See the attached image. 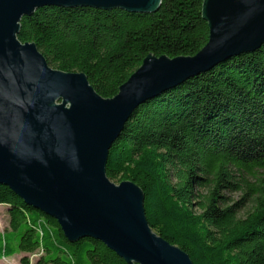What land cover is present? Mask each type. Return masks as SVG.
I'll return each mask as SVG.
<instances>
[{
    "label": "trees",
    "instance_id": "16d2710c",
    "mask_svg": "<svg viewBox=\"0 0 264 264\" xmlns=\"http://www.w3.org/2000/svg\"><path fill=\"white\" fill-rule=\"evenodd\" d=\"M202 3L161 0L149 13L42 6L21 17L17 38L112 98L147 55L204 47ZM106 175L140 187L152 230L193 264H264V44L139 104L109 148ZM236 191L241 200L230 204L223 193ZM0 204L9 228L0 259L23 253L20 264H31L38 251L36 264H127L98 240L68 241L54 219L1 184Z\"/></svg>",
    "mask_w": 264,
    "mask_h": 264
},
{
    "label": "water",
    "instance_id": "95a60500",
    "mask_svg": "<svg viewBox=\"0 0 264 264\" xmlns=\"http://www.w3.org/2000/svg\"><path fill=\"white\" fill-rule=\"evenodd\" d=\"M160 1L0 0V184L54 219L68 241L98 240L127 264L193 262L152 230L139 186L107 177L109 148L139 104L264 44V0H203L204 47L193 56L147 55L112 98L83 72L52 68L17 34L21 17L42 6L149 13Z\"/></svg>",
    "mask_w": 264,
    "mask_h": 264
},
{
    "label": "rangeland",
    "instance_id": "374dc122",
    "mask_svg": "<svg viewBox=\"0 0 264 264\" xmlns=\"http://www.w3.org/2000/svg\"><path fill=\"white\" fill-rule=\"evenodd\" d=\"M61 102L58 101L57 104H60ZM68 107V106H67ZM117 184L116 181H113ZM227 197V201L230 204L237 203L241 200L242 194L239 191L236 192H224L223 193ZM250 210V205H242L239 209L238 216L244 217L246 213ZM8 230V222H7V214H6V208L5 206H2L0 204V232H3L4 230ZM24 255L23 253H16L10 257L2 258L0 259V264H20V258ZM38 251L29 254L30 262L31 264H36V260L38 258Z\"/></svg>",
    "mask_w": 264,
    "mask_h": 264
},
{
    "label": "bare ground",
    "instance_id": "6f19581e",
    "mask_svg": "<svg viewBox=\"0 0 264 264\" xmlns=\"http://www.w3.org/2000/svg\"><path fill=\"white\" fill-rule=\"evenodd\" d=\"M75 6H80V5H75ZM75 6H71V7H75ZM65 7V6H64ZM69 7V6H68Z\"/></svg>",
    "mask_w": 264,
    "mask_h": 264
}]
</instances>
